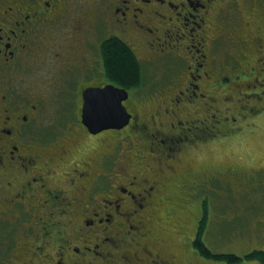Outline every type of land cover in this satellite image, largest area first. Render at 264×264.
<instances>
[{
    "label": "flooded vegetation",
    "instance_id": "obj_1",
    "mask_svg": "<svg viewBox=\"0 0 264 264\" xmlns=\"http://www.w3.org/2000/svg\"><path fill=\"white\" fill-rule=\"evenodd\" d=\"M90 1L85 0L77 8V24L82 28L73 22V31L67 36L63 34L57 49L46 45L43 51L62 60L68 71L74 72V77L80 72L89 77L95 71L102 73L103 41L118 38L133 48L141 64L144 60L157 68L175 70L172 89L177 92L170 98L174 108L163 103L152 108L147 106L145 120L137 103L129 106L132 94L138 90L129 91L125 101L131 113L129 123L121 129L92 133L82 122V92L90 86L118 85L107 80L104 69L105 81L76 86L79 125L89 137L98 136L99 140L106 133L118 135L127 130L123 134L127 142L120 140L114 151L101 152L100 167L104 171H94L85 155L65 158L64 143L60 147L63 150H57L58 141L48 140L54 135L40 134L38 130V109L45 102L40 87L25 89L23 95L12 84L25 67L31 66L29 58L41 53L35 50V32L48 34V25H61L72 16L75 2L2 0L0 244L3 248L0 247V264H178L176 257L161 252L160 238L155 234L158 228L154 224L158 216L155 205L163 200L161 192L169 190L176 181L183 184L180 180L183 175L176 171V164L185 144H196L194 141L204 140L226 127L225 131H234L236 127L237 118L228 114L231 105L226 103L231 97L224 96L227 114L220 107V84L230 76L226 68L234 66V60L225 56L233 55L232 51L246 55L245 49L254 47L256 64L251 72L244 71L251 75L257 70L261 74L254 87L264 83V11L257 13V7L264 8V0H93V8ZM244 2L249 3L245 12ZM98 20L102 23L97 25ZM94 22L97 26L92 28ZM96 35H102L103 40ZM82 36L83 48L79 43ZM220 40L223 47H232L220 50ZM143 45L149 47L146 59L139 54ZM166 52L169 62L163 59ZM181 101L188 104L183 106L189 108L188 112L183 111ZM203 115L207 117L202 118ZM210 129L213 132L208 134ZM90 142L86 144L92 148ZM102 145L105 147V143ZM130 152H134L139 169L116 175L107 164L111 158L104 155ZM188 176L197 183L195 186L203 185L197 175ZM12 212V218L23 228V244L17 241L15 231L12 232L16 226L13 228L6 219ZM194 221L188 242L191 241L192 248L202 257L217 262L204 256L203 248L194 246L201 234L213 252L204 236L205 219L202 217L196 224Z\"/></svg>",
    "mask_w": 264,
    "mask_h": 264
},
{
    "label": "rangeland",
    "instance_id": "obj_2",
    "mask_svg": "<svg viewBox=\"0 0 264 264\" xmlns=\"http://www.w3.org/2000/svg\"><path fill=\"white\" fill-rule=\"evenodd\" d=\"M74 2L76 9L72 16L61 22V25H48V34L44 31L35 32L33 35L35 50L41 53L29 58L31 66L25 67L20 73L21 75L18 76V80L14 81L12 85L16 91L23 95L25 89L31 90L40 87L45 95V102L38 109L39 116L36 119L40 134H53L54 136L48 140L58 141L57 150H63L60 147L64 143L67 148L65 149V158L72 159L85 155L86 159L91 160L92 169L99 172L104 171L100 167L101 152L114 151L116 142H120V140L124 144L127 142V139L123 138V134L127 130L118 135L113 132L106 133L104 138L99 140L98 136L89 137L88 133L84 132L79 125L78 110H76L77 94L79 93L76 86L93 84L102 79L105 81L104 55L102 57V66H104L102 73L95 71L89 77H85L80 72L74 77V72H69L62 60L43 51L46 45L49 49H57L63 34L67 36L73 31L74 27L71 26L73 22L78 28H82L80 24H77L76 13L77 8L85 0H74ZM90 3L93 8L94 1L91 0ZM242 6L245 12L249 3L244 2ZM257 8V13L264 11L261 6ZM100 23L102 22L98 20L97 25ZM97 25L94 22L92 28ZM105 30H107L106 27ZM77 33L78 31L74 39ZM96 36L98 37V35ZM98 38L100 41L103 40L102 35ZM79 43L83 48L85 43L83 36ZM223 45V40H220V50L232 47V45H225V47ZM150 47L156 48L155 46ZM148 48V46H144L139 50L143 59L147 58ZM244 52L246 55H239V53L236 55V52L232 51L233 55L225 56L234 60V66L230 67L229 65L226 68V73L230 76L225 77L220 84V107L224 108L222 113L227 114L225 111L227 104H223L224 98H226L224 96L231 97L230 102H225L231 105L228 114L237 118L234 131H225L226 127L220 133L214 132L217 134L204 140L194 141L196 144L190 142L185 144L180 161L176 164V171L183 175L180 180L184 185L178 181L173 183L169 190L159 194L163 200L155 205L158 213L157 218L154 217V224L158 226L155 234L160 238L158 241L161 252L170 253L171 258L176 257L178 264H264L254 258L245 257L254 249L264 250V83L254 87L253 84L256 83L257 78H261V74L257 70L251 75L244 71L246 69L251 72V67L256 64V49L249 46ZM168 55L170 56L169 53ZM163 59L169 62L167 52ZM221 60H223L222 54H220V63ZM64 61L67 63V59L64 58ZM141 67L143 83L139 88L134 89L138 91L132 94L129 106L137 103L139 111L146 120L148 107L152 108V105L163 103L174 108L173 105H170V98L176 94L174 92H177L172 89L175 87H173V82L176 80L174 78L176 72L171 68H157L153 63L144 60ZM232 73L234 76L231 75ZM106 77L107 80H110L107 71ZM225 87L228 89L224 90ZM187 105L184 101L180 102V106L185 112L189 111V108L183 107ZM162 113L165 114V110H162ZM205 117L207 116H202V118ZM181 119H184L183 115H181ZM226 125L228 126V124ZM209 132L208 134H211L213 130L210 129ZM126 138L135 139L128 136ZM88 142L93 143L92 148L86 144ZM103 143H105V147H103ZM133 153H126V157L119 153H115L114 156H104L111 158L107 164H110L114 173L120 176L127 170L132 172L139 169ZM61 162L59 161L60 164ZM210 167L212 168L211 172H209ZM217 173L220 174L219 178L216 177ZM204 174L215 176L210 178ZM188 175H197L203 185L195 186L197 183ZM179 185L181 186L179 187ZM13 215L14 212L10 214L11 217L6 215V219L13 228L16 226L12 232L15 231L14 235L18 237L17 241L23 244L25 242L23 228L12 218ZM202 217L205 219L204 236L207 237V242L214 253H233L241 256L242 260L230 263L227 259H216L217 262H214L195 252L191 241L188 242L190 240L188 236L194 231L193 221H200ZM38 224L40 225V221ZM11 239L13 240V238ZM0 247L3 248L1 244ZM12 251L17 250L12 248Z\"/></svg>",
    "mask_w": 264,
    "mask_h": 264
},
{
    "label": "trees",
    "instance_id": "obj_3",
    "mask_svg": "<svg viewBox=\"0 0 264 264\" xmlns=\"http://www.w3.org/2000/svg\"><path fill=\"white\" fill-rule=\"evenodd\" d=\"M103 45L105 67L110 80L129 91L139 88L143 83V72L141 62L137 58L133 48L115 37L105 39ZM193 244L195 247L203 248V255L206 257L227 259L230 263L242 260V257L237 254L212 252L203 241L201 234L196 237ZM245 257L254 258L264 263V250L254 249L247 253Z\"/></svg>",
    "mask_w": 264,
    "mask_h": 264
},
{
    "label": "water",
    "instance_id": "obj_4",
    "mask_svg": "<svg viewBox=\"0 0 264 264\" xmlns=\"http://www.w3.org/2000/svg\"><path fill=\"white\" fill-rule=\"evenodd\" d=\"M82 95V122L92 133L121 129L129 123L131 113L124 103L129 97L126 88L108 83L87 87Z\"/></svg>",
    "mask_w": 264,
    "mask_h": 264
}]
</instances>
